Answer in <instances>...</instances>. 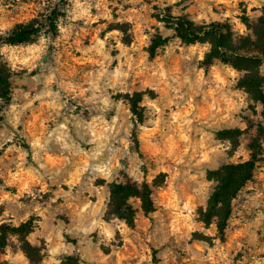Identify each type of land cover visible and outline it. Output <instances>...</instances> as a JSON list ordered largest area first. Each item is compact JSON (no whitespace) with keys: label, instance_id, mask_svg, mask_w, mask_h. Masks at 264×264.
Segmentation results:
<instances>
[{"label":"rangeland","instance_id":"374dc122","mask_svg":"<svg viewBox=\"0 0 264 264\" xmlns=\"http://www.w3.org/2000/svg\"><path fill=\"white\" fill-rule=\"evenodd\" d=\"M56 5V35L1 46L13 75L11 102L0 99V228L29 223L40 254L10 235L0 262L264 264V104L245 84L264 62L207 68L210 45L182 43L161 21L247 36L264 0H0V35ZM157 34L171 41L151 58ZM253 153L221 235L203 220L210 173ZM129 178L152 186L156 206L146 214L131 199L133 227L107 213L111 183Z\"/></svg>","mask_w":264,"mask_h":264},{"label":"trees","instance_id":"16d2710c","mask_svg":"<svg viewBox=\"0 0 264 264\" xmlns=\"http://www.w3.org/2000/svg\"><path fill=\"white\" fill-rule=\"evenodd\" d=\"M260 11L257 21L248 25L250 33L247 36H236L229 24L220 21L199 24L186 16H173L172 14H166L161 21L167 28L173 30L174 36L182 43L201 42L210 45V50L203 61L207 68L216 59L239 69H243L241 63L255 68L257 64L264 62V6ZM61 15L60 6L56 5L50 14L42 19L17 24L11 32L0 35V99L5 105L12 100L13 71L1 54V46L30 43L42 33L56 35L57 20ZM170 41L171 37L162 34L155 35L148 48L150 57L158 56L159 49L168 45ZM263 83L264 76H260L259 73L251 72L245 77L246 86L255 98L264 104ZM131 109L137 112L135 102L131 105ZM256 158V154L253 153L247 161L225 164L210 173V177L216 183L210 195L207 210L203 213V220L206 223L214 222L221 235L224 234L230 217L232 200L254 175ZM156 182L158 179L154 180L153 186L157 185ZM133 198L140 199L142 210L146 214L156 210L152 186L148 182L139 183L129 178L111 183L108 215L124 220L131 227L135 226L137 210L131 202ZM0 229V249L7 246L10 235H16L19 237L21 248L30 259L39 256V249L27 240L28 234L32 231L29 223H23L19 227L2 225ZM70 259L72 260L73 257ZM69 264L76 263L70 262Z\"/></svg>","mask_w":264,"mask_h":264}]
</instances>
